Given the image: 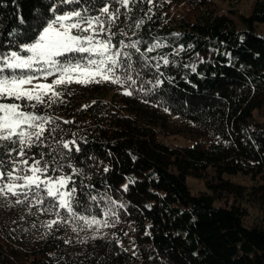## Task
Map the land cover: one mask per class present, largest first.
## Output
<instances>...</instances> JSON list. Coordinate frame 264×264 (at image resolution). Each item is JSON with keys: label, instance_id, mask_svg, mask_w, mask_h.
Listing matches in <instances>:
<instances>
[{"label": "trees", "instance_id": "1", "mask_svg": "<svg viewBox=\"0 0 264 264\" xmlns=\"http://www.w3.org/2000/svg\"><path fill=\"white\" fill-rule=\"evenodd\" d=\"M52 3L59 0H0V50L31 42L19 37L34 35L32 26L51 17ZM172 4L183 10L172 14ZM142 7L138 37L167 44L148 55L176 60L160 70L171 83L132 96L111 83L72 84L66 103L47 110L68 130L57 139H76L84 153H73L63 173L49 175L71 173L69 163L82 169L74 176L78 191L81 181L95 185L85 191L100 200L90 214L101 217L111 197L124 205L115 208L118 220L109 218L114 226L98 232L49 230L43 225L52 215L0 200V264H264V33L255 30L264 22V0L240 14L243 28L213 0H153ZM181 45L185 51L174 57ZM143 79L153 77L145 72ZM171 136L188 143L168 141ZM188 176L204 177L206 189L193 192ZM229 197L230 204L215 203ZM248 204L259 210L252 225L244 220Z\"/></svg>", "mask_w": 264, "mask_h": 264}, {"label": "snow or ice", "instance_id": "2", "mask_svg": "<svg viewBox=\"0 0 264 264\" xmlns=\"http://www.w3.org/2000/svg\"><path fill=\"white\" fill-rule=\"evenodd\" d=\"M152 2L100 0L102 6L97 7L93 0H59V4L52 3L49 8L51 17H40L32 26V37H19L31 42L13 41L19 50H0V200L5 204L28 203L29 213L35 208L38 213L52 215L54 218L43 225L49 230L68 225L74 232H98L100 228L114 226L109 224V218L118 220L115 208L124 207L107 197L102 216L92 215L91 204L99 207L100 200L85 191L95 185H83L81 181L78 191L74 176H82V169L69 163L71 173L49 175L63 173V161H70L73 153H84L76 139H57L58 133L68 130L58 123L59 117L47 110L66 103L64 96L72 95L68 90L72 84L87 87L111 83L121 86L124 95L132 96L137 92L155 93L166 80L171 83L169 77L160 78V70L176 66V60H170L168 55H148L167 44L159 38L149 43L138 37L145 19L136 14L143 11L144 3ZM59 5L75 7L61 11ZM145 16L151 20L150 15ZM134 36L138 38L132 39ZM183 51L181 45L171 54L175 57ZM191 68L195 71V65ZM145 72L153 79L145 81ZM145 83L150 88L145 89ZM71 123L63 120V124ZM49 140L51 144L47 143ZM40 148L47 151L32 152ZM122 187L128 190L127 184Z\"/></svg>", "mask_w": 264, "mask_h": 264}, {"label": "rangeland", "instance_id": "3", "mask_svg": "<svg viewBox=\"0 0 264 264\" xmlns=\"http://www.w3.org/2000/svg\"><path fill=\"white\" fill-rule=\"evenodd\" d=\"M214 5L217 11L225 12L226 14L230 15L235 22L237 23L239 28H243L244 24L240 22V14L243 13L245 15L249 14L252 10L253 4L255 0H213ZM184 5L182 4H172L171 5V12L172 14H176L179 11L183 10ZM255 30L258 33H264V22H259L255 26ZM48 82H51V78ZM264 111V108H263ZM168 141H175L181 144L188 143V140L181 136H171L168 138ZM212 170L209 171L208 176H210ZM235 179H242L240 176H235ZM187 181L192 188L193 192L203 191L206 189L205 187V178H198L194 176H188ZM231 197L225 199H218L215 201L217 205H226L230 204ZM227 202V203H226ZM248 213L245 216V223L247 225H252L253 223L257 222L259 210L258 206L254 204H248Z\"/></svg>", "mask_w": 264, "mask_h": 264}]
</instances>
